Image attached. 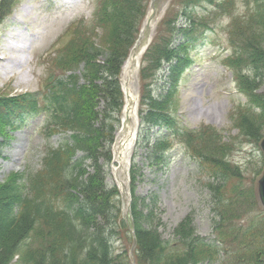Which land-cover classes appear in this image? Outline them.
Returning <instances> with one entry per match:
<instances>
[{"label":"trees","instance_id":"16d2710c","mask_svg":"<svg viewBox=\"0 0 264 264\" xmlns=\"http://www.w3.org/2000/svg\"><path fill=\"white\" fill-rule=\"evenodd\" d=\"M16 1L0 0V18ZM145 1L109 0L105 12L98 13V24L102 28L99 40L93 39L87 27L80 26L62 49L60 64L73 69L84 63L90 85L71 88L63 84L50 95L51 105L62 112L59 124L74 131L72 144H63L54 150L42 171L30 172L26 181L29 186L26 182L18 184L17 178L0 183V264H9L21 245L26 251L22 264H113L118 261V256L111 251L108 234L102 230V225L109 223L111 218H120V211L113 203L114 193L105 190L99 169L98 173L88 174L85 179L87 170L83 164L86 158H93L96 163L104 141L111 137L105 120L120 104L118 75L139 32ZM203 1L206 0H180L182 13L189 16L193 25L192 30L184 31L186 35L195 37L198 19L193 15V7ZM254 1L252 11L233 17L232 40L234 38L237 43L240 55L230 59L229 63L250 101L261 108L258 113L243 112L237 121L240 136L257 141L263 137L264 129V93L256 92L264 81V0ZM231 5L232 1L219 6L230 10ZM175 15L166 20L163 29L161 27L160 36L147 56L143 78L151 76L162 59L181 58V49L170 48ZM200 24L206 25L203 21ZM99 56H105L104 63L97 61ZM244 65L254 70L252 78L241 74ZM98 80L102 83H97ZM99 97L106 101L102 118L96 108ZM37 104L34 96L8 97L0 92V135L7 134L5 127L14 125L23 109L37 110ZM149 119L169 121L160 114ZM99 121L101 125H98ZM233 146L234 142L213 140L204 155L213 174L224 178L217 185L209 184L211 189H217L216 197L221 200L216 239L209 242L195 235L189 217L177 228L180 244L168 252L158 231L144 227L143 214L135 207L141 264L214 262L222 250L225 257L221 264H264V212L260 211L256 191L240 185V167L228 161L227 155ZM78 149L84 151L85 156L75 159ZM21 177L25 179L26 175ZM227 180L237 182L233 189ZM249 195L251 200L248 202ZM99 217L105 218V222H99ZM116 225L110 228L109 234L116 232ZM120 225L127 228L124 221Z\"/></svg>","mask_w":264,"mask_h":264},{"label":"rangeland","instance_id":"374dc122","mask_svg":"<svg viewBox=\"0 0 264 264\" xmlns=\"http://www.w3.org/2000/svg\"><path fill=\"white\" fill-rule=\"evenodd\" d=\"M89 1L22 0V8H16L15 16H10L0 29V56L9 57V54H13L14 58L16 55L20 57L17 58V65L9 69L14 71L12 76L2 73L5 60L0 59V88L13 93L37 90L45 73L39 60L41 54L73 20L82 17L91 19L93 8ZM237 2L240 6L241 0ZM167 3L168 0H156L157 11L160 13L167 8ZM211 22L213 29L205 32L201 44L192 52L195 62L181 82L176 116L182 127L190 129L212 123L224 129V136L228 139L238 134L236 128H231L230 110L235 104L244 102L245 98L238 91L232 74L220 61L223 56L221 51L229 48L226 22H222L219 17ZM23 45L32 46V49L27 48L23 52ZM259 93H264V86H261ZM105 107L102 100L99 108L105 110ZM115 116L114 113L108 117V122H113L114 126ZM210 118L214 122H209ZM40 120L41 117H27L22 126L10 130V138H0V182L5 181L12 171H24L28 165L39 167L44 143ZM109 129L111 123H108ZM59 141V137H54L51 143L56 145ZM108 147L104 142L98 163L107 172L106 181L112 186L113 179L108 172L106 158ZM233 155L235 161L246 167L250 162L255 163L248 167L249 176L250 181L258 185L261 177L258 176V170L264 159L261 144H243ZM150 159L156 160L146 147L138 146L136 195L143 198L145 214L154 211L153 223L159 226L163 238L173 242V230L187 214L193 215L198 234L207 240L213 238L214 203H211L210 192L205 184L208 179L206 172L203 169L201 171L182 145L174 147L164 161H157V166L149 164ZM93 165L92 160H86L85 167L89 172L94 171ZM261 208L264 210V206L261 205ZM121 246L122 242L116 243L117 248Z\"/></svg>","mask_w":264,"mask_h":264},{"label":"bare ground","instance_id":"6f19581e","mask_svg":"<svg viewBox=\"0 0 264 264\" xmlns=\"http://www.w3.org/2000/svg\"><path fill=\"white\" fill-rule=\"evenodd\" d=\"M159 17H156V12L151 13V16L148 19V22L146 24V29L144 31L145 36L143 37L142 40H144L141 44L138 45V48L134 51L133 55L128 61V65L124 74V83L126 87V92H127V98L129 100V106L126 109L127 117H128V123L126 127L124 128L125 131H122L120 133L119 139H120V150H117L118 158L123 161L125 159V150L126 148L131 144V141L133 139V132L132 130H128L129 125L133 122L134 120V115L133 112H130V109L134 108V100L136 99L137 96V91L134 88V79L136 77L135 75V68L136 65L140 59V56L143 52V47L146 46L147 42V37H149V32H151ZM13 54H9V57L7 56H2L0 59L5 60L3 63L2 67V73L3 74H9L12 75L13 72H11L9 69L16 66L17 63V58L12 56Z\"/></svg>","mask_w":264,"mask_h":264},{"label":"water","instance_id":"95a60500","mask_svg":"<svg viewBox=\"0 0 264 264\" xmlns=\"http://www.w3.org/2000/svg\"><path fill=\"white\" fill-rule=\"evenodd\" d=\"M261 195H262V199H263V201H264V178L262 179V181H261Z\"/></svg>","mask_w":264,"mask_h":264}]
</instances>
